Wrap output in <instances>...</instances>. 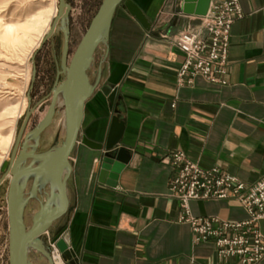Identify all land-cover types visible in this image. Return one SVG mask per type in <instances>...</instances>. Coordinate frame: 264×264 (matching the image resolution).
<instances>
[{
  "label": "crops",
  "instance_id": "crops-1",
  "mask_svg": "<svg viewBox=\"0 0 264 264\" xmlns=\"http://www.w3.org/2000/svg\"><path fill=\"white\" fill-rule=\"evenodd\" d=\"M133 1L152 25L146 29L120 5L107 45L99 59L95 54L90 77L98 86L70 156V209L55 236L70 234L76 264H239L221 259L211 242L195 243L192 227L180 221L167 155L182 150L246 184L264 175V0H240L244 17L232 27L228 83L198 76L184 86V54L172 37L198 26L202 15L186 13L184 0ZM105 86L116 91L114 107ZM121 129L120 144L131 155L114 187L99 180L98 146ZM190 209L195 216L247 217L234 198L193 200ZM260 228L264 234V220Z\"/></svg>",
  "mask_w": 264,
  "mask_h": 264
},
{
  "label": "water",
  "instance_id": "water-1",
  "mask_svg": "<svg viewBox=\"0 0 264 264\" xmlns=\"http://www.w3.org/2000/svg\"><path fill=\"white\" fill-rule=\"evenodd\" d=\"M210 2L211 0H184V11L205 15L209 10ZM122 4L143 27L151 28L152 24L147 15L133 0H103L76 49L71 54L69 26L71 7L66 0H59V16L55 18L51 30L43 39L44 44L54 36L58 19L64 15V19H62L64 41L61 68L57 72V79L52 89L49 109L39 124L24 135L27 123L34 111L32 107L28 109L13 146L7 172L0 180L1 184L5 177L9 176V264H32L30 259L32 249H36L46 256L49 264H56L50 253V247L43 240V235L49 232L55 221L63 217L70 209L68 179L73 170L70 156L79 141L86 102L98 86L97 82H92L90 70L95 65L97 49L108 43L115 13ZM35 58L36 54L33 57L32 87L37 74ZM103 91L109 98L110 107H114L116 91L109 86H105ZM59 98L62 99V106L65 110L64 138L60 144L38 152L36 148L40 144V136L53 122ZM23 135L24 139L20 145ZM122 135V129L112 131L106 142L98 146L101 151L99 180L114 187L117 186L119 175L128 165L131 155V150L120 144ZM32 138L35 143H31ZM82 141L88 146H93L85 138H82ZM29 159L30 162H27ZM22 176L25 178L26 185L19 183ZM30 178H32V183L30 191L26 195L25 191ZM39 194L43 200L40 202L38 210L32 215V226L28 227L24 217L25 207L32 198H37ZM57 247L65 261L76 264V254L71 247L68 232L58 238Z\"/></svg>",
  "mask_w": 264,
  "mask_h": 264
},
{
  "label": "rangeland",
  "instance_id": "rangeland-1",
  "mask_svg": "<svg viewBox=\"0 0 264 264\" xmlns=\"http://www.w3.org/2000/svg\"><path fill=\"white\" fill-rule=\"evenodd\" d=\"M66 1L71 7L69 26L72 54L103 0ZM58 6L59 0H0V180L7 172L13 146L28 109L32 107L34 111L24 135L39 124L50 105L57 72L61 68L64 36L62 30H59L44 44L43 38L57 15ZM59 23L64 27L62 20ZM103 47L101 45L96 51L98 59ZM35 54L37 74L32 87ZM93 69L90 70L91 75ZM63 113L64 108L59 107L53 122L40 137V144L36 148L38 152L60 144L63 140ZM31 183L32 178L27 183L26 195ZM8 188L9 176H6L0 184V264H9ZM42 200L39 194L27 203L24 217L28 227L30 216L38 210ZM64 220L65 216L55 221L49 232L43 235L51 255L52 243H57L60 238L55 236L56 231ZM30 259L32 264H49L47 257L36 249L31 250Z\"/></svg>",
  "mask_w": 264,
  "mask_h": 264
},
{
  "label": "built area",
  "instance_id": "built-area-1",
  "mask_svg": "<svg viewBox=\"0 0 264 264\" xmlns=\"http://www.w3.org/2000/svg\"><path fill=\"white\" fill-rule=\"evenodd\" d=\"M244 17L240 0H211L208 12L199 16L198 26L188 27L172 37L184 54L178 70V83L192 85L200 76L208 82L227 84L230 67L231 32L234 23ZM174 174L170 195L181 205L180 221L192 227L194 242H211L221 259H236L239 264H258L264 259V175L246 184L220 166L204 168L182 150L167 155ZM234 198L247 213L245 219L230 220L219 216H195L193 200ZM56 264H69L57 243H52Z\"/></svg>",
  "mask_w": 264,
  "mask_h": 264
},
{
  "label": "bare ground",
  "instance_id": "bare-ground-1",
  "mask_svg": "<svg viewBox=\"0 0 264 264\" xmlns=\"http://www.w3.org/2000/svg\"><path fill=\"white\" fill-rule=\"evenodd\" d=\"M65 10H66V8H65ZM64 12H66V11H64ZM59 16V6H58V9H57V15L55 16V18H57ZM64 16V15H63ZM63 16H61V17H59V19H58V22H57V24H56V27H55V33L56 32H58L59 30H62L63 29V27L61 26V24L59 23V21H61L62 19H63ZM55 18H54V20H55ZM54 20H53V22H54ZM53 24V23H52ZM51 28H52V25H51V27H50V29H49V31L51 30ZM0 29H1V25H0ZM49 31H48V33H49ZM9 33H10V31H8ZM47 33V34H48ZM7 34V33H6ZM44 39V38H43ZM59 107H63L62 106V99L61 98H59V100H58V102H57V109L59 108ZM64 108V107H63ZM48 109H49V107H48ZM48 109H47V112H48ZM47 112H46V114H47ZM46 114L44 115V117L46 116ZM63 118H62V124H63V126H64V132H65V110H64V113H63ZM43 117V118H44ZM42 118V119H43ZM43 134V133H42ZM41 134V135H42ZM41 137V136H40ZM39 141H40V139H39ZM31 143H35V140L32 138L31 139ZM40 143V142H39ZM30 150V149H29ZM19 183H20V185H25V178H23V176L21 177V179H20V181H19ZM30 216V215H29ZM28 216V217H29ZM32 216H30V219H29V227H31L32 226Z\"/></svg>",
  "mask_w": 264,
  "mask_h": 264
},
{
  "label": "flooded vegetation",
  "instance_id": "flooded-vegetation-1",
  "mask_svg": "<svg viewBox=\"0 0 264 264\" xmlns=\"http://www.w3.org/2000/svg\"><path fill=\"white\" fill-rule=\"evenodd\" d=\"M29 150V149H28Z\"/></svg>",
  "mask_w": 264,
  "mask_h": 264
}]
</instances>
